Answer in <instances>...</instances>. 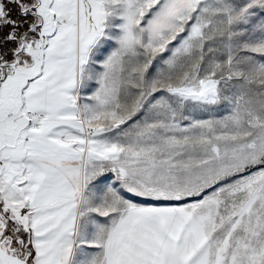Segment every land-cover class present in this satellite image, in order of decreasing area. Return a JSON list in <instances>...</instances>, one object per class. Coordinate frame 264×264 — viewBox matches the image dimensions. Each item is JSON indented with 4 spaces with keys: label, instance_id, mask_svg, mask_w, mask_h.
Masks as SVG:
<instances>
[{
    "label": "snow or ice",
    "instance_id": "1",
    "mask_svg": "<svg viewBox=\"0 0 264 264\" xmlns=\"http://www.w3.org/2000/svg\"><path fill=\"white\" fill-rule=\"evenodd\" d=\"M0 264H264V0H0Z\"/></svg>",
    "mask_w": 264,
    "mask_h": 264
}]
</instances>
